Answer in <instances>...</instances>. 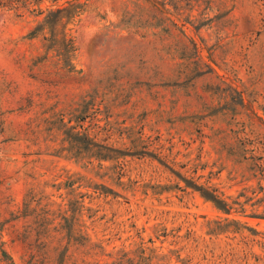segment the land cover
<instances>
[{
  "label": "rangeland",
  "instance_id": "rangeland-1",
  "mask_svg": "<svg viewBox=\"0 0 264 264\" xmlns=\"http://www.w3.org/2000/svg\"><path fill=\"white\" fill-rule=\"evenodd\" d=\"M0 8V264H264V0Z\"/></svg>",
  "mask_w": 264,
  "mask_h": 264
},
{
  "label": "trees",
  "instance_id": "trees-1",
  "mask_svg": "<svg viewBox=\"0 0 264 264\" xmlns=\"http://www.w3.org/2000/svg\"><path fill=\"white\" fill-rule=\"evenodd\" d=\"M41 2L42 0H35V4H39ZM16 3V0H0V8L6 7L8 9H18V7L15 6Z\"/></svg>",
  "mask_w": 264,
  "mask_h": 264
}]
</instances>
